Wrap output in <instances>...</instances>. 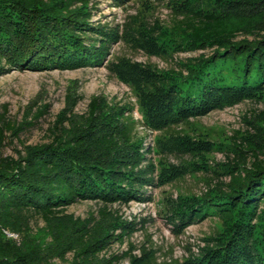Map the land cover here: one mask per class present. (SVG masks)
<instances>
[{
  "label": "trees",
  "instance_id": "16d2710c",
  "mask_svg": "<svg viewBox=\"0 0 264 264\" xmlns=\"http://www.w3.org/2000/svg\"><path fill=\"white\" fill-rule=\"evenodd\" d=\"M91 1L0 0V75L14 69L101 65L110 47L125 40L160 56L202 51L179 70L139 66L132 77L153 129L185 123L242 99L264 102V0H172L169 27L135 32L126 24L124 35L93 23ZM127 109L93 98L76 129H51L48 142L24 145L16 155L4 153L9 128L0 124V264H54L30 234L34 218L50 223L83 200L105 206L147 198L144 187L153 179L141 165L150 146L136 134ZM257 120L253 133L233 138L253 160L230 173L226 189L181 194L171 203L168 219L175 233L207 217L219 220L215 232L181 264H264V155L258 153L264 152V110ZM58 127L56 122L53 128ZM196 141L187 136L180 142L195 154ZM118 226L119 234L106 230L95 235L85 221L62 224L59 236H53L60 247L56 256L65 259L73 252L68 264H118L127 253L99 259L114 241L123 242L130 234L128 222ZM3 230L19 234L20 241ZM131 262L156 264L152 254L131 256Z\"/></svg>",
  "mask_w": 264,
  "mask_h": 264
},
{
  "label": "rangeland",
  "instance_id": "374dc122",
  "mask_svg": "<svg viewBox=\"0 0 264 264\" xmlns=\"http://www.w3.org/2000/svg\"><path fill=\"white\" fill-rule=\"evenodd\" d=\"M171 3L172 0H125L121 4L92 0L90 4L95 6L92 21L117 29L123 35L126 24L132 25L135 32L167 28L173 19ZM200 53L201 50H196L160 56L119 40L110 47L101 65L39 71L14 69L0 75V124L9 128L10 136L5 154L16 155L24 145L48 142L52 131L58 132L63 126L65 130L76 129L75 124L84 120L82 117L93 98L126 106L125 113L135 122L136 134L150 146L148 158L141 165L153 179L144 187L146 199L105 206L83 200L68 206L50 223L39 218L31 220L30 234L44 245L42 254L47 260L68 264L74 258L73 252L67 253L65 259L56 256L60 247L53 236H59L60 225L71 226L78 220L87 222L95 235L106 230L119 234L118 224L123 221L131 225V232L124 235L123 242L116 240L99 254V259H104L113 253H127L118 264H132L131 256L146 258L149 254L154 255L156 264H181L192 252H197L206 236L215 232L219 220L211 216L175 233L168 219L171 203L181 194L202 195L210 188L224 190L231 182L230 173L236 174L241 166L251 163L252 153L240 150L233 138L254 132L252 124L258 122L264 102L242 99L185 123L153 129L132 83L139 66L179 70L181 63ZM69 118H73V124ZM56 122L59 129L53 128ZM187 136L197 140L196 150H192L195 154L185 150V144L180 142ZM205 145L212 148H201ZM258 153L264 155L262 151ZM3 232L17 242L21 239L17 233Z\"/></svg>",
  "mask_w": 264,
  "mask_h": 264
}]
</instances>
